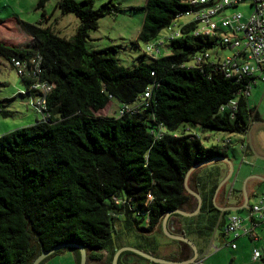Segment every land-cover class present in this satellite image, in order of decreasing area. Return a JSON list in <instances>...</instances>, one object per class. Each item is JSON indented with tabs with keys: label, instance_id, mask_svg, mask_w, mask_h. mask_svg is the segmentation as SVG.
Wrapping results in <instances>:
<instances>
[{
	"label": "trees",
	"instance_id": "obj_1",
	"mask_svg": "<svg viewBox=\"0 0 264 264\" xmlns=\"http://www.w3.org/2000/svg\"><path fill=\"white\" fill-rule=\"evenodd\" d=\"M48 1L40 0L39 6ZM190 1L147 0L135 8L145 12L139 40H157L192 8ZM55 7L79 18L71 38L59 36L53 26L20 21L33 46L0 42V58L38 61L39 81L53 86L46 98L47 119L0 136V264H32L43 250L64 244L84 246L88 261L102 260L106 252L105 264H112L126 246L158 256L162 241L157 235H163L169 212L172 233L204 241L216 230L226 236L230 211L214 202L222 164L227 165L223 161L190 175V188L202 198L201 211L192 217L174 211L193 212L198 206L185 187L188 172L232 152L230 137L206 146L200 129L237 134L241 150L246 149L248 130L259 120L249 102L251 91H246L259 74L226 77L219 52L214 57L209 52L220 37L195 34V21L181 24L179 37L171 33L168 55L144 53L127 67L117 45L87 48L90 31L102 17L118 14L120 4L108 0L96 7L94 0H59ZM205 52L211 57L198 62ZM20 77L27 84L22 94L33 97L34 76ZM111 100L120 103L115 114L98 115ZM6 108L0 100V112L11 116ZM172 223L179 227L173 229ZM68 250L80 264L77 248L53 255ZM133 260L151 262L125 251L119 264Z\"/></svg>",
	"mask_w": 264,
	"mask_h": 264
},
{
	"label": "rangeland",
	"instance_id": "obj_2",
	"mask_svg": "<svg viewBox=\"0 0 264 264\" xmlns=\"http://www.w3.org/2000/svg\"><path fill=\"white\" fill-rule=\"evenodd\" d=\"M57 1L59 0H49L44 7H40V0H0V42L7 46L19 48H31L33 46V38L23 31L19 24L20 21L41 25L42 27L53 26L59 36L71 38L76 34L80 20L73 13L63 14L61 9H56ZM106 1L108 0H94L95 6L99 7ZM114 2L120 4L122 10L116 15L104 16L99 20V27L90 31V40H88L87 48L89 50H97L117 45L119 46L118 56L120 61L127 67H133L141 61L139 58L144 53L159 55L156 50L157 46L161 51L160 55H168L170 52L168 38L171 33L178 32L181 24H186L194 19L191 16L182 15L172 26L162 30L157 40L146 44L139 40L145 12L141 9L135 10V8L143 7L147 0H114ZM249 9V5L241 4L236 10L247 14L250 11ZM44 10L46 12L45 16ZM149 45L155 46L153 52L148 51L147 47ZM216 51L220 55L232 53L231 49L222 48L220 43L214 49L209 50L212 57H214ZM256 81L258 82L257 88L264 84L263 79L257 78ZM26 91L27 84L17 74L16 69L13 68L8 60L0 58V100H3L7 105L6 110L12 112L11 116H4L0 112V136L19 128L31 126L42 120V114L31 104L32 98L22 94ZM252 98L251 96L250 100ZM119 106L120 103L117 100H111V104L98 111L97 114H115ZM181 132L182 128L180 127L177 133ZM200 132L202 134V142L206 146L219 143L218 139L230 137L233 141L230 145L232 150L231 157L236 164L237 171L239 166H248L247 160L244 159L246 153L240 151V144L237 143L240 138L239 135L213 129H200ZM235 178L231 179V183H233ZM255 200V198H251L250 204L254 203ZM249 213V210L239 211V214L245 217ZM157 231L160 232V229ZM255 233L259 235L258 241H254L249 235H243L235 241L237 246L234 248L232 245L227 244L231 239L229 240L221 235L219 230H216L206 241H203L204 243L200 247L202 249L200 256L202 264H264V224L256 228ZM157 236L158 238L160 237L162 242L168 244L171 241L177 242L169 238L164 230L163 235ZM255 247L262 252V259H253V249ZM69 252L71 251L69 250Z\"/></svg>",
	"mask_w": 264,
	"mask_h": 264
},
{
	"label": "built area",
	"instance_id": "obj_3",
	"mask_svg": "<svg viewBox=\"0 0 264 264\" xmlns=\"http://www.w3.org/2000/svg\"><path fill=\"white\" fill-rule=\"evenodd\" d=\"M190 4L192 8L184 15L193 17L192 21L197 22L198 27L195 34L219 36L218 43L232 51L228 55L218 53L219 65L226 77L241 79L245 75L256 74L262 77L261 73L264 72V0H191ZM241 4L249 5L250 11L247 14L236 10ZM171 36L179 37L180 31ZM154 48L153 45L147 47L151 52ZM156 50L159 54L158 46ZM210 57L209 52H205L199 55L197 61L201 62ZM11 64L18 75L32 74L34 76L36 82L31 87L34 94L33 97L30 96L31 104L42 114V119H47L49 114L46 112V98L51 93L53 86L39 81L40 64L36 60L28 63L16 59H13ZM251 89L252 86H249L246 91L247 95ZM146 96H150L149 91L146 92ZM254 214L264 217V196L257 205L251 207L249 217H253ZM225 233L227 237H231L228 244L236 248V239L243 235H249L251 231L246 227L241 216L230 214L227 217ZM260 258H262L261 252L255 250L253 259L259 260Z\"/></svg>",
	"mask_w": 264,
	"mask_h": 264
},
{
	"label": "crops",
	"instance_id": "obj_4",
	"mask_svg": "<svg viewBox=\"0 0 264 264\" xmlns=\"http://www.w3.org/2000/svg\"><path fill=\"white\" fill-rule=\"evenodd\" d=\"M261 74L264 76V72ZM263 76L261 77L258 75V79H263ZM257 86H258V82L256 81V83L251 89V94H250V97L252 96L253 98L252 100H250L249 98V102L251 106L254 107L256 112L258 113L259 120H257L254 124H252V126L248 130L246 140L244 139V136L241 137V139L245 140L246 142L245 143L246 149L242 151L240 148V151L246 153L244 159L247 160L246 162L248 166L247 167L239 166V169L237 171L236 164L233 162L230 152L229 158L231 159L234 165L233 175L230 177L229 180L224 182V184L218 189L215 195V203L219 208H229V209L237 208L236 210H229L231 212L230 214H238L244 219V224L251 231L249 236L254 241L259 240V235L255 233V229L262 226V224H264V217H262L261 215L254 214L253 217H249L251 213V207L257 205L260 202V199L264 196V84L258 88ZM223 163H227V162L223 161ZM227 165L225 166L224 164H222L223 179H225L229 173L230 166L228 163ZM233 178H235V180L233 181V183H231L232 182L231 179ZM251 198L256 199L252 204H250ZM245 204H247L248 207L244 208ZM245 210H249L250 212L249 215L245 217L239 214V211H245ZM171 225L173 226L172 227L173 229L179 227L177 226L176 223H172ZM222 235L224 236V234ZM225 237L231 239V237H227V236ZM239 238H237L236 240H238ZM192 240L196 244L199 250V258L197 263L202 264L200 257L202 252H200V247H202V243H204L203 242L204 240L201 239L198 240L192 239ZM228 243L229 242H227V244ZM161 244L162 247L158 251V256L161 258L171 259L175 261H180V260L185 261L190 259L191 256L193 255V251L191 253L184 247L183 244H181L178 241L176 243L170 242L169 244L166 242H161ZM255 250H259V249L257 247L253 249V256ZM70 251L71 252H69L68 250L57 255H52L48 257L42 264H78L76 260V254L74 253V251L72 250ZM66 253H71V254H66ZM62 255H66V256H62ZM107 255L108 254L104 252V257L102 260L88 261V264H105ZM187 255L188 257H186ZM261 255L263 258L262 252ZM130 264H156V263L148 262L144 260H135V261L133 260L130 261Z\"/></svg>",
	"mask_w": 264,
	"mask_h": 264
},
{
	"label": "water",
	"instance_id": "obj_5",
	"mask_svg": "<svg viewBox=\"0 0 264 264\" xmlns=\"http://www.w3.org/2000/svg\"><path fill=\"white\" fill-rule=\"evenodd\" d=\"M217 161L227 162L230 166L228 175L226 176L225 179H223L220 182L218 189L224 184L225 181L230 179V177L233 175V172H234V165H233V163L229 157L211 159V160L205 161L203 163L197 164L188 172L186 179H185V187L190 194L194 195L197 198L198 206L195 209V211H193V212H185L182 210H176V211H174V213H179V214L187 216V217H192V216L197 215L201 211L202 198H201L200 194H198L197 192H195L194 190H192L190 188L189 178H190L191 173L194 170H196L197 168H199L203 165H207V164H211L213 162H217ZM218 189H217V191H218ZM217 191H216V193H217ZM214 202H215V198H214ZM246 207H248L247 204H245L244 208H246ZM219 209L221 211H229V210H236L237 208H230V209L229 208H219ZM171 213L172 212H169L166 215L165 219L163 220V223H162L163 230L169 238L174 239V240H178L181 242H185L192 248L194 254L190 259L185 260V261H175V260H171V259L158 257L152 253L146 252L144 250H140V249L135 248V247L126 246V247L120 248L116 252V254L114 255L112 264H119V258L121 256V254L125 251H132V252L136 253L137 255L141 256L142 258H145V259H147L153 263H156V264H194V263H197V260L199 258V250H198V247L196 246V244L191 239L186 237L185 235H178V234L172 233L168 229V218L171 215ZM65 248H77L81 254L80 264H88L87 250L84 246L79 245V244H64V245H59V246H57V247H55L49 251L43 250L42 253L32 262V264H42L48 257L52 256L57 251H59L61 249H65Z\"/></svg>",
	"mask_w": 264,
	"mask_h": 264
},
{
	"label": "flooded vegetation",
	"instance_id": "obj_6",
	"mask_svg": "<svg viewBox=\"0 0 264 264\" xmlns=\"http://www.w3.org/2000/svg\"><path fill=\"white\" fill-rule=\"evenodd\" d=\"M177 231H178V230H177ZM178 232H179V231H178ZM178 232H177V233H175V234H178V235H183V234H179ZM176 241H178V240H176ZM179 242H181V241H179ZM184 243H185V242H184ZM192 251H193V250H192ZM193 254H194V253H193ZM192 256H193V255H192ZM192 256H191V257H192ZM197 262H198V260H197ZM197 264H198V263H197Z\"/></svg>",
	"mask_w": 264,
	"mask_h": 264
}]
</instances>
